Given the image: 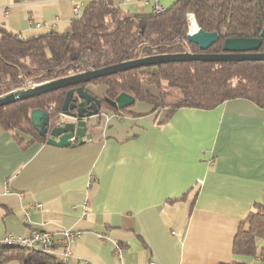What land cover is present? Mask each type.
Instances as JSON below:
<instances>
[{"label": "crops", "instance_id": "0c3cea01", "mask_svg": "<svg viewBox=\"0 0 264 264\" xmlns=\"http://www.w3.org/2000/svg\"><path fill=\"white\" fill-rule=\"evenodd\" d=\"M91 1L0 0V28L66 33L74 6ZM112 2L151 11L142 0ZM159 121L145 102L102 107L83 141L64 147L0 124V236L47 231L60 251L63 232H79L67 264H264L231 247L240 221L264 205V108L235 98Z\"/></svg>", "mask_w": 264, "mask_h": 264}, {"label": "trees", "instance_id": "16d2710c", "mask_svg": "<svg viewBox=\"0 0 264 264\" xmlns=\"http://www.w3.org/2000/svg\"><path fill=\"white\" fill-rule=\"evenodd\" d=\"M189 12L200 29L218 35L205 50L187 40ZM263 25L264 0H173L163 12L135 15L112 0H92L66 33L48 31L20 37L0 28V95L155 54L221 53L226 38H259ZM259 51L264 52V47ZM90 85L105 87L100 98L107 110H127L104 101L124 92L135 101L150 104L162 123L178 108L209 110L235 98L264 108V61H179L136 67L0 106V124L5 130L29 134L31 142L45 143L47 135H40L31 123V110L48 114L49 132L61 119L66 92L78 86L90 92ZM255 208L240 221L231 247L236 255L264 261V244L259 248L256 244V239H264V205L255 204ZM0 264L67 263L51 254L0 243Z\"/></svg>", "mask_w": 264, "mask_h": 264}, {"label": "water", "instance_id": "95a60500", "mask_svg": "<svg viewBox=\"0 0 264 264\" xmlns=\"http://www.w3.org/2000/svg\"><path fill=\"white\" fill-rule=\"evenodd\" d=\"M196 26L197 29L187 35V40L189 42L197 45L199 49L205 50L217 41L218 35L216 32H205L200 29L197 24ZM260 46L264 47V25L259 38H226L223 41L221 53H192L187 51L172 54H155L127 60L102 68L79 72L44 83L35 84L27 88L12 90L0 95V106L136 67L156 66L162 63L179 61H264V52L259 51ZM78 99L81 101L77 102ZM104 101L113 107L126 108L134 103L135 99L133 96L122 92L113 100L104 98ZM99 107L100 99L81 86H78L66 92L61 113L64 120H62L61 125H55L47 132V126L49 124L48 114L42 109L31 110L30 118L33 127L37 128L39 134L47 135V144L64 147L71 143L69 139L72 137L79 143L83 141L88 129V123L92 117L98 114Z\"/></svg>", "mask_w": 264, "mask_h": 264}, {"label": "built area", "instance_id": "2783aa9c", "mask_svg": "<svg viewBox=\"0 0 264 264\" xmlns=\"http://www.w3.org/2000/svg\"><path fill=\"white\" fill-rule=\"evenodd\" d=\"M128 1V0H121ZM145 5H150V10L153 13H160L166 10V6H164L160 0H142ZM74 15L73 20L80 16L81 10L78 6H74L73 8ZM187 20L189 22L188 34H191L190 23L195 21V17L193 13L186 14ZM62 120L56 122L55 125H61ZM71 143H75L76 139L72 137L69 139ZM93 178L89 177L87 180V186H90ZM85 212V210H84ZM80 235L79 232H72L70 230H65L62 234V238L60 239V251H56L55 242L52 239V236L47 231L40 230H31L26 234L22 235H10L7 234L5 236H0V243L8 246H17L21 248H27L32 250H37L43 253L51 254L57 256L62 262L67 263L68 258L72 254V243L73 240ZM147 264H155L154 261H149Z\"/></svg>", "mask_w": 264, "mask_h": 264}, {"label": "bare ground", "instance_id": "6f19581e", "mask_svg": "<svg viewBox=\"0 0 264 264\" xmlns=\"http://www.w3.org/2000/svg\"><path fill=\"white\" fill-rule=\"evenodd\" d=\"M197 29L196 23L194 21H192L190 23V30L191 32H194Z\"/></svg>", "mask_w": 264, "mask_h": 264}, {"label": "flooded vegetation", "instance_id": "af4514ba", "mask_svg": "<svg viewBox=\"0 0 264 264\" xmlns=\"http://www.w3.org/2000/svg\"><path fill=\"white\" fill-rule=\"evenodd\" d=\"M92 94V93H91ZM93 95V94H92ZM95 96V95H94ZM97 97V96H96ZM99 99H100V107H99V109H98V114H99V112H100V110H101V108L103 107L101 104H102V102H101V98L100 97H98ZM79 101H81V100H77V102H79Z\"/></svg>", "mask_w": 264, "mask_h": 264}]
</instances>
